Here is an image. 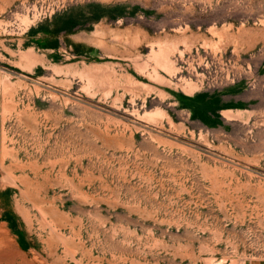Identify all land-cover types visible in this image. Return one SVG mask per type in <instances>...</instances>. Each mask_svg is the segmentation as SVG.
Segmentation results:
<instances>
[{"label": "rangeland", "instance_id": "obj_1", "mask_svg": "<svg viewBox=\"0 0 264 264\" xmlns=\"http://www.w3.org/2000/svg\"><path fill=\"white\" fill-rule=\"evenodd\" d=\"M264 259V0H0V264Z\"/></svg>", "mask_w": 264, "mask_h": 264}, {"label": "crops", "instance_id": "obj_2", "mask_svg": "<svg viewBox=\"0 0 264 264\" xmlns=\"http://www.w3.org/2000/svg\"><path fill=\"white\" fill-rule=\"evenodd\" d=\"M243 264H264V259L261 258L250 259L244 261Z\"/></svg>", "mask_w": 264, "mask_h": 264}]
</instances>
